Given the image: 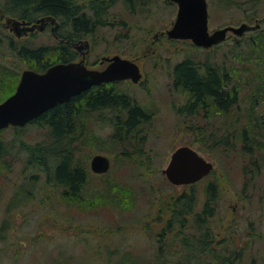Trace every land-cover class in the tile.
<instances>
[{
    "label": "rangeland",
    "instance_id": "rangeland-1",
    "mask_svg": "<svg viewBox=\"0 0 264 264\" xmlns=\"http://www.w3.org/2000/svg\"><path fill=\"white\" fill-rule=\"evenodd\" d=\"M206 1L209 32L241 23L258 24L259 28L241 37L228 32L224 41L203 50L188 40H168L166 36L155 40L175 20L177 8L168 0H116L109 9L111 24L84 38L90 45L85 57L88 67L103 56L119 55L137 62L141 84L123 81L107 84L105 89L127 96L147 117L128 134L131 145L127 142L124 152L125 142L112 138L111 120L116 114L111 108L96 112L86 106L85 98L77 102L79 112L71 122V138L78 136L76 158L87 170L81 204L63 197L62 188L42 192L36 184L42 174L38 173L36 182L31 180L37 172L25 169L24 160L17 159L12 168L0 172V225L5 213L11 219L10 230L0 239V264L176 263V257L170 263L168 257L158 259L156 239L161 226L156 200L182 193L187 187L171 185L162 173L171 153L180 146L191 147L214 166L208 176L190 186L197 194V211L208 188L215 186L212 232L220 239L218 235H225L220 229L223 224L232 221L240 227L250 219L252 241L240 244L243 255L235 263L264 264V149L252 156L241 152L243 130L264 142V0ZM3 21L0 19V65L12 76L18 72L20 78L28 67L9 49ZM49 28L17 39L15 45L47 47L54 51L51 58L57 62L58 42ZM206 57L221 69H230L226 84L228 90H236L237 99L228 110L208 102L203 107L202 100L189 112L187 106L194 98L173 86V68L185 59L199 65ZM122 116L125 118L126 110ZM203 129L205 134L215 131L219 143L227 136L225 148L213 150L209 139H203ZM46 134V126L28 123L21 130L4 129L0 139L10 143L11 154L20 152L24 159L21 144L48 141ZM96 154L110 160L104 174L90 171V159ZM245 165L246 174L242 171ZM19 187L26 193L17 196ZM26 197L30 202L23 203ZM232 250L228 247L216 255L222 259L220 254L227 256ZM219 258H213V263H219L215 261Z\"/></svg>",
    "mask_w": 264,
    "mask_h": 264
},
{
    "label": "trees",
    "instance_id": "trees-1",
    "mask_svg": "<svg viewBox=\"0 0 264 264\" xmlns=\"http://www.w3.org/2000/svg\"><path fill=\"white\" fill-rule=\"evenodd\" d=\"M0 1L1 11L5 15L15 14L17 16L21 14L24 16L30 13L34 17V15L50 14L59 18L63 26L69 27V30L65 32L69 36L84 39L90 34L93 35L99 28L111 24L109 22V9L116 0H84L82 3H77L76 0ZM259 39L262 40V38ZM8 46L13 51L14 56L25 61L28 67L27 69L39 73L44 72L54 64L69 62L76 57L72 50L60 45H58L61 50H59L57 62L51 58V56H54V51L47 47L27 48L15 45L14 43ZM205 59L199 65L190 59H185L176 64L173 69L174 82L178 87L192 93V97L194 98L192 106L203 100V107L208 102L218 109L228 110L229 107L235 104L237 99L236 90L227 89L228 84L226 83L229 79L228 70L230 69H221L218 64L210 62L208 57ZM18 81V72L12 76L9 69L0 65V102L14 92ZM220 84L226 85L228 91L224 94ZM257 88L261 87L257 85ZM80 97H85L86 106L96 112L103 108H111L113 113L116 114L111 120L113 128L112 138L125 142V146L123 147V151L125 152L126 143L128 142L131 145L128 134L140 122H145L147 116L127 96L114 92L112 88L106 90L101 86H97L82 92L80 96H75L66 103L57 104L33 120L31 124L46 126V139L48 141L44 140L34 145H27L23 142L21 144V150L25 154L24 159H21L20 152L16 155L11 154L12 147L9 146L10 143H5L0 139V172L12 168L14 161L17 159L24 160L25 169L32 168L37 172V174L31 176V180L35 181V178L39 175L38 173L42 174L40 176V184L37 183L39 181H35L42 192L62 188V192L64 193L63 197L68 196V199H72V203L79 200L77 203L81 204L79 197L82 196V190L86 185L87 170L76 158V152L78 150L76 148V142L78 136L71 138L74 134V128L71 122L77 118L79 112L74 108V103ZM123 110H126L125 118L122 116ZM15 129L21 130V127H15ZM2 131L4 130H0V133ZM205 132L206 129H203V137H205L203 139L204 141L209 139L213 150L225 148L227 136L219 143L217 142L215 131L208 134H205ZM241 133L243 137L241 152L243 154L252 156L254 152H259L260 149H264V142L256 140L253 135L247 136L244 130ZM250 161L253 162L251 159ZM247 168L248 165L242 167L244 174H246ZM249 171L252 170L249 169ZM24 193H26L24 188L19 187L16 195H23ZM215 194L216 188L211 185L208 188V196L198 211L196 209L197 194L194 188L190 186L189 188L186 187L182 193L156 200L158 208L160 209L159 214H157V222L161 226L159 232L173 235L171 237L172 240L179 243L176 249L177 251L180 250L175 254H172L171 251L170 253H163L159 250L158 259L168 257L169 260L167 263H170V258L176 257L178 261L176 263L171 262L172 264H236L235 262L240 259L239 256L243 255L241 252L237 253L238 255L235 253L233 255L232 252L227 256L220 254L222 255V259L216 255V252L221 253L226 248L233 247L234 241L231 236L234 232V225L232 221L220 227L222 233L229 234L224 249H218L216 252L211 251L206 246V242H210L212 237H203V242L201 241L202 233H213L211 219L214 217ZM28 202H30L28 198L23 201V203ZM88 206H91V203ZM10 228L11 219L8 217V213H5L0 225V231L2 233L0 239H4V235ZM213 258H219V260H215L219 263H213ZM122 262L126 264V261L122 260Z\"/></svg>",
    "mask_w": 264,
    "mask_h": 264
},
{
    "label": "water",
    "instance_id": "water-1",
    "mask_svg": "<svg viewBox=\"0 0 264 264\" xmlns=\"http://www.w3.org/2000/svg\"><path fill=\"white\" fill-rule=\"evenodd\" d=\"M168 1L178 7L173 25L165 32L168 39L190 40L195 46L208 49L224 41L228 32L241 37L259 28L258 24L251 26L241 23L237 27L226 26L210 33L206 0ZM9 24L17 38L34 31L36 27H23L18 21L7 20ZM39 30L42 27L39 26ZM103 61L107 65L102 70L88 69L83 60L52 65L44 73L23 70L15 91L0 102V130L22 127L57 104L68 102L93 86L123 80L136 84L142 77L139 66L133 60L114 55L104 57L101 63ZM89 167L94 174H104L109 170L110 160L96 154L90 159ZM213 169V164L196 150L180 146L171 153L162 173L170 184L183 186L200 181Z\"/></svg>",
    "mask_w": 264,
    "mask_h": 264
},
{
    "label": "flooded vegetation",
    "instance_id": "flooded-vegetation-1",
    "mask_svg": "<svg viewBox=\"0 0 264 264\" xmlns=\"http://www.w3.org/2000/svg\"><path fill=\"white\" fill-rule=\"evenodd\" d=\"M0 3H1V1H0ZM171 4H174V3H171ZM174 5L177 8V5L176 4H174ZM1 9L2 8L0 7V19H2V18L4 19L3 23L1 24V27H2V29H5L8 32V35H7L8 40H9L8 45H13V43L15 44L17 39H22V38H25V37L34 36L35 34H38V33H42L48 27H50L49 28L50 29V34H51V36L54 39L57 40V42H58L57 45L68 47L70 50H72L75 53V56H76L74 60H71L69 62H65V63H62V64L74 63V62H79V61L83 60V64L88 69L102 70V69H104L106 67L107 62L103 61V63H101V60L104 57H111V56H103L99 60V62L95 63L96 65L93 63V67H88L89 65H87L85 63V57L89 53V49H90L89 41L86 40V39H77V38H75V36L71 37V36H69L68 33H65L66 30H69V27L68 26H63L62 25L63 23L61 22V20L59 18L54 17L53 15H50V14H43V15H40V16L34 15V17H32L30 13H27L24 16L21 15V14H19L17 16L15 14L5 15V14L2 13ZM7 20L18 21V22L22 23L23 27H31V26H36V27H35L34 31L28 32L27 34L23 35L22 37L17 38L15 33H14V31L11 30V24L7 25ZM40 20H43V22H40ZM39 26L42 27V30H39ZM165 31L160 32L157 37H154L155 40H157L159 37L166 36L165 35ZM168 40H172V39H168ZM189 42H191V41H189ZM200 49H202V48H200ZM59 50H61L60 47H59ZM79 56H80V58H78ZM77 58H78V60H76ZM60 63L61 62H59L57 64H60ZM139 69H140V67H139ZM123 81H129L130 83H132L130 80H123ZM123 81H115V82H111V83L123 82ZM141 81H142V78H141V80L138 83H136V85L141 84ZM111 83L102 84V85H99V87L101 86L104 89L105 85L111 84ZM132 84H134V83H132ZM173 86L174 87H178L175 84V82H174V75H173ZM184 90H186V89H184ZM186 91H188V90H186ZM189 93L192 96V93L191 92H189ZM81 94H79L77 96H80ZM73 98H71V99H73ZM83 98H85V97H80V98L75 100V103H74V105H75L74 108L75 109H77L76 108L77 102L81 101V99H83ZM192 104H193V102L187 106L188 107L187 110L189 112L192 111ZM242 222L243 223L241 224L240 227H238L239 223L238 224L233 223L234 232H233L231 238L234 241L233 248L235 249L234 253L236 255H238L237 253H240L241 249L244 250L243 246L242 245L240 246V244L242 242H244V243L247 242L249 244L252 241V237H253L252 233H250V231L252 229L253 222L250 219L249 220H244ZM237 234L240 235L239 238L236 236ZM241 234H242V236H241ZM172 236L173 235H171V234L158 233V238L156 239L158 252H159V250H161L163 253H166V252L170 253V251H171L172 254H175L176 252L180 251V250L177 251V249H176V247L179 245V243L177 241H175V240H172V238H171ZM218 236H219L220 239H217V235L215 233H210V234L209 233H205V234L202 233L201 241L203 242V237H212V240L210 242H206V246L209 247L211 251H215L216 252L218 249H224L225 242H226V240L228 241V238H225V237L226 236L228 237L229 234L226 233L224 236H222V235L221 236L218 235ZM225 250H227V248ZM232 252H233V250H232Z\"/></svg>",
    "mask_w": 264,
    "mask_h": 264
},
{
    "label": "bare ground",
    "instance_id": "bare-ground-1",
    "mask_svg": "<svg viewBox=\"0 0 264 264\" xmlns=\"http://www.w3.org/2000/svg\"><path fill=\"white\" fill-rule=\"evenodd\" d=\"M220 86H221V90H222V92H223V94L225 93V92H227L228 90V88L226 89V85L225 84H220Z\"/></svg>",
    "mask_w": 264,
    "mask_h": 264
}]
</instances>
